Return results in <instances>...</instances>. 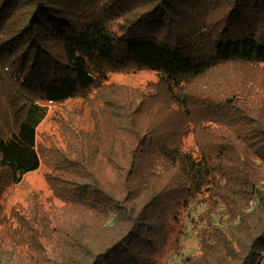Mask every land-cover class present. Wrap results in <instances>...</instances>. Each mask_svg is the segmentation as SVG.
Segmentation results:
<instances>
[{
    "label": "trees",
    "instance_id": "trees-1",
    "mask_svg": "<svg viewBox=\"0 0 264 264\" xmlns=\"http://www.w3.org/2000/svg\"><path fill=\"white\" fill-rule=\"evenodd\" d=\"M98 97L110 137L38 146L50 106ZM42 163L52 195L11 214L40 264H159L180 210L178 264H264V0H0V198Z\"/></svg>",
    "mask_w": 264,
    "mask_h": 264
},
{
    "label": "rangeland",
    "instance_id": "rangeland-1",
    "mask_svg": "<svg viewBox=\"0 0 264 264\" xmlns=\"http://www.w3.org/2000/svg\"><path fill=\"white\" fill-rule=\"evenodd\" d=\"M158 77L155 73L140 71L134 73L111 74L108 83L116 88H112L111 95L121 102L123 89H145L146 85L156 82ZM94 95H91V97ZM104 106L103 99H96L92 104L88 98H78L63 104L52 105L45 120L41 123L37 132L38 146L43 149H66L78 131L85 134H93L101 131L104 136H111L114 132V125L109 122L97 126V118L101 120L111 119L110 114L100 109ZM98 109V110H97ZM193 139L190 135L184 140V147L191 149ZM50 170L48 165L42 163L39 169L27 173L22 182L8 189L4 196L0 198V253L3 260L29 259L32 264L37 262L35 255L30 248L23 243L15 234L17 223L12 218V211L16 208L26 207L29 198L33 194H39L42 198L52 195L47 185V175ZM56 206L61 204L55 201ZM46 208H49L46 205ZM190 210H180L176 222H173V233L170 236L168 247L161 254L159 264H178L182 258L188 254L198 251V228L191 223Z\"/></svg>",
    "mask_w": 264,
    "mask_h": 264
}]
</instances>
